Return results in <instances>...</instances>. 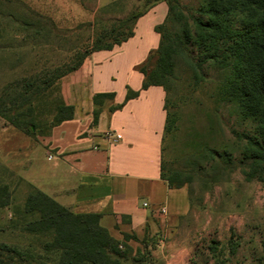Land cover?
<instances>
[{
    "label": "trees",
    "instance_id": "trees-1",
    "mask_svg": "<svg viewBox=\"0 0 264 264\" xmlns=\"http://www.w3.org/2000/svg\"><path fill=\"white\" fill-rule=\"evenodd\" d=\"M126 1L129 0H110L98 8V13L104 14ZM133 1L135 5L129 10L118 6L123 9L120 17L95 18L63 30L28 9L38 19L49 22L51 36L64 45V55L61 63L52 69L5 85L0 91V117L8 126L33 135L31 127L36 128V99L58 78L77 70L91 53L111 50L132 37L136 20L157 3L164 2L167 6L165 19L154 27L159 35L158 46L138 67L143 76L142 90L159 86L164 91L162 137L172 127L166 106L177 69L196 80L204 69L213 67L217 69V92L221 100L231 107L241 124L250 126L248 130L232 132L235 143L239 144L235 166L245 179L264 184V0H204L195 11L183 6L179 0ZM137 95V91L128 90L125 100ZM111 97L112 94H97L93 101L97 106L103 99ZM25 105H28L27 113H18ZM119 107L112 106L110 111ZM98 112V109L94 111V121ZM71 115V107H60L50 126L70 119ZM225 157L228 166L234 164L231 154ZM160 177L170 187L188 183L187 180L179 182L165 178L162 157ZM28 187L30 192L25 196L23 211L15 212L12 227L18 226L23 233L48 238L38 242L39 250L48 257L41 256L31 246L0 243V264H153L146 241L142 242L144 253L137 251V256L130 258L128 246L112 238L99 225V215L74 212L43 192ZM11 201L9 185L0 183V209L9 208ZM123 237L135 239L134 236ZM215 264L220 263L216 261Z\"/></svg>",
    "mask_w": 264,
    "mask_h": 264
},
{
    "label": "crops",
    "instance_id": "crops-1",
    "mask_svg": "<svg viewBox=\"0 0 264 264\" xmlns=\"http://www.w3.org/2000/svg\"><path fill=\"white\" fill-rule=\"evenodd\" d=\"M166 13V4L157 3L136 20L132 37L91 53L58 78L34 103L33 135L0 127V155L7 160L0 165L11 177L74 212L99 215V225L125 244L156 233L174 236L190 211L186 186L170 187L160 177L164 91L142 90L138 71L158 46L154 27ZM128 90L138 95L125 100ZM97 94L112 97L96 106ZM60 107L72 108L70 119L50 126ZM170 244L177 246L171 253L177 264L186 261L184 243Z\"/></svg>",
    "mask_w": 264,
    "mask_h": 264
},
{
    "label": "rangeland",
    "instance_id": "rangeland-1",
    "mask_svg": "<svg viewBox=\"0 0 264 264\" xmlns=\"http://www.w3.org/2000/svg\"><path fill=\"white\" fill-rule=\"evenodd\" d=\"M179 1L194 11L204 2ZM120 5L129 10L135 3L129 0ZM118 6L102 14L98 13L96 0H0V91L9 83L52 69L63 58L64 45L51 36L49 22L29 10L63 30L95 18L120 17L123 9ZM216 70L208 67L196 80L183 70L175 72L166 106L172 127L161 140L162 174L179 182L188 181L185 186L190 211L174 236L156 233L123 243L131 250L130 258H135L137 251L144 253L142 242L146 241L153 264H177V258L171 256L177 246L170 243L182 241L188 256L179 264H264V184L245 179L235 166L239 144L232 132L248 130L250 126L241 124L231 107L221 100ZM27 107L17 112L27 113ZM2 126L8 125L0 117ZM228 154L234 161L229 166L225 163ZM0 160L7 162L1 155ZM5 170L0 165V183L9 185L12 201L9 208L0 209V243L31 246L47 259L38 242L48 238L12 227L13 215L23 211L30 190Z\"/></svg>",
    "mask_w": 264,
    "mask_h": 264
},
{
    "label": "built area",
    "instance_id": "built-area-1",
    "mask_svg": "<svg viewBox=\"0 0 264 264\" xmlns=\"http://www.w3.org/2000/svg\"><path fill=\"white\" fill-rule=\"evenodd\" d=\"M143 206H147V204H146V203H144V204H143Z\"/></svg>",
    "mask_w": 264,
    "mask_h": 264
},
{
    "label": "water",
    "instance_id": "water-1",
    "mask_svg": "<svg viewBox=\"0 0 264 264\" xmlns=\"http://www.w3.org/2000/svg\"><path fill=\"white\" fill-rule=\"evenodd\" d=\"M31 130H33V127H31Z\"/></svg>",
    "mask_w": 264,
    "mask_h": 264
}]
</instances>
